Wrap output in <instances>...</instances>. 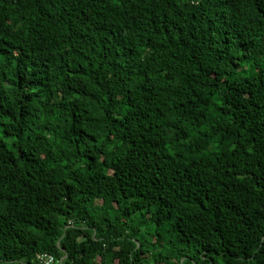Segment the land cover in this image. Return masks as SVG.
Wrapping results in <instances>:
<instances>
[{"label":"trees","instance_id":"trees-1","mask_svg":"<svg viewBox=\"0 0 264 264\" xmlns=\"http://www.w3.org/2000/svg\"><path fill=\"white\" fill-rule=\"evenodd\" d=\"M264 264V0H0V264Z\"/></svg>","mask_w":264,"mask_h":264},{"label":"built area","instance_id":"built-area-1","mask_svg":"<svg viewBox=\"0 0 264 264\" xmlns=\"http://www.w3.org/2000/svg\"><path fill=\"white\" fill-rule=\"evenodd\" d=\"M41 264H55V258L48 253H42L38 256Z\"/></svg>","mask_w":264,"mask_h":264},{"label":"rangeland","instance_id":"rangeland-1","mask_svg":"<svg viewBox=\"0 0 264 264\" xmlns=\"http://www.w3.org/2000/svg\"><path fill=\"white\" fill-rule=\"evenodd\" d=\"M214 264H216V263H214Z\"/></svg>","mask_w":264,"mask_h":264}]
</instances>
